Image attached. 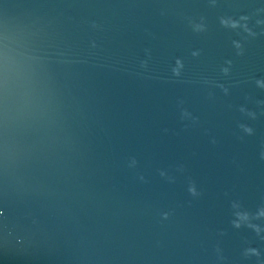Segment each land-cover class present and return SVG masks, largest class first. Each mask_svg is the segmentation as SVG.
I'll return each mask as SVG.
<instances>
[{
  "label": "water",
  "instance_id": "1",
  "mask_svg": "<svg viewBox=\"0 0 264 264\" xmlns=\"http://www.w3.org/2000/svg\"><path fill=\"white\" fill-rule=\"evenodd\" d=\"M0 264H264V0H0Z\"/></svg>",
  "mask_w": 264,
  "mask_h": 264
}]
</instances>
